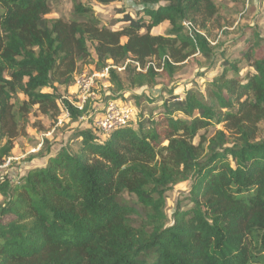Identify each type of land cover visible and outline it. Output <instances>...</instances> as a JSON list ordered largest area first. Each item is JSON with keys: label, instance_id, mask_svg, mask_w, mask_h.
Wrapping results in <instances>:
<instances>
[{"label": "trees", "instance_id": "trees-1", "mask_svg": "<svg viewBox=\"0 0 264 264\" xmlns=\"http://www.w3.org/2000/svg\"><path fill=\"white\" fill-rule=\"evenodd\" d=\"M129 5L136 15L121 10L113 27L82 0L70 19L48 17L51 0H0V161L28 136L35 111L58 121L59 86L83 65L124 67L110 69L99 107L63 100L73 121L90 125L111 92L155 84L162 71L173 77L198 52L214 55L184 21L208 28L215 0ZM164 22L167 32L154 33ZM251 30L206 92L181 95L174 84L158 98L138 96L126 125L108 135L87 125L78 150L63 145L20 176L1 174L0 264H264V37ZM242 64L254 71L241 76ZM143 99L156 103L147 113ZM186 180L187 203L170 221L168 193Z\"/></svg>", "mask_w": 264, "mask_h": 264}, {"label": "rangeland", "instance_id": "rangeland-1", "mask_svg": "<svg viewBox=\"0 0 264 264\" xmlns=\"http://www.w3.org/2000/svg\"><path fill=\"white\" fill-rule=\"evenodd\" d=\"M51 1L52 12L48 17H64L66 19L73 17V0ZM82 1L91 5L95 15L104 23L113 24V27L121 25V23L116 22L117 18L121 16V10L125 9L132 15H136L133 7L129 5L132 0H118L109 4H102L96 0ZM215 2L219 7V12L208 22V28L203 29L197 22V28L207 35L213 46L214 55L211 58L208 59L198 52L177 66L173 77H168L167 73L162 71L157 76L155 84L133 83L132 86L127 85V89L124 92H119L120 94L110 91L111 95L115 97L114 99L132 106L135 109V114H137L141 106L137 105L136 97L158 98L174 84L177 85L175 92L181 95L186 88L193 86L202 92H206L210 87L209 82L222 72L223 59L227 57L234 60L240 57V51L244 47L242 39L250 36L252 28H255L264 37V0H215ZM168 28L169 22H164L155 27L154 31L166 33ZM241 67V76L243 77L254 71L246 64H242ZM92 68L93 65L91 64L83 65L79 71L89 72ZM123 77L127 80L126 73H123ZM128 84L130 85L131 82ZM59 90L62 99H76L74 82L69 87L59 86ZM45 91H51V89L47 88ZM116 95L120 96L116 98ZM100 96V93L96 95L93 105L100 106ZM155 104L143 99L142 107L147 113ZM64 115L61 106L59 117H64ZM30 117L28 136L16 139L10 152L11 156L15 157L11 169L2 170L0 175L10 172L12 175L15 173V176H20L31 167L43 164L50 153L54 154L63 145L72 150H78L81 147L82 139L79 132L87 125L93 126L88 124V119L73 121L71 117H64V121L59 125L56 119L43 115L39 111H35ZM218 128H222V126L219 125ZM262 135L264 136V125L262 126ZM189 189L190 181L186 180L176 184L169 191L166 209L170 221L173 220V213L179 202L184 201L182 202L183 207L186 205L185 197L188 195Z\"/></svg>", "mask_w": 264, "mask_h": 264}, {"label": "built area", "instance_id": "built-area-1", "mask_svg": "<svg viewBox=\"0 0 264 264\" xmlns=\"http://www.w3.org/2000/svg\"><path fill=\"white\" fill-rule=\"evenodd\" d=\"M184 25L188 33L193 36V31L198 30L192 21H184ZM123 69L124 67H117L108 65L101 70H91L89 72L78 73L75 76L74 85L76 88V99H69L75 107L83 109L85 105L94 100L96 95L101 90L111 86L110 82V69L111 68ZM138 70H142L138 66ZM65 98L60 99V105L65 113L64 117H70V109L63 101ZM101 112H98L93 120V126L96 127L102 134L108 135L119 127L126 125L135 116V109L132 106L124 104L116 99H111L102 107ZM64 117H59L57 123L60 125L64 121ZM15 157L9 156L5 161H0V172L2 170L11 169Z\"/></svg>", "mask_w": 264, "mask_h": 264}, {"label": "crops", "instance_id": "crops-1", "mask_svg": "<svg viewBox=\"0 0 264 264\" xmlns=\"http://www.w3.org/2000/svg\"><path fill=\"white\" fill-rule=\"evenodd\" d=\"M153 32H154V33H161V32H155L154 29H153Z\"/></svg>", "mask_w": 264, "mask_h": 264}]
</instances>
